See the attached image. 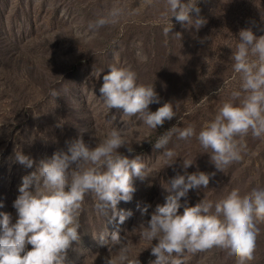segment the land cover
I'll list each match as a JSON object with an SVG mask.
<instances>
[{
	"label": "rangeland",
	"instance_id": "1",
	"mask_svg": "<svg viewBox=\"0 0 264 264\" xmlns=\"http://www.w3.org/2000/svg\"><path fill=\"white\" fill-rule=\"evenodd\" d=\"M196 3L205 21L198 29L162 16L164 0H0V212L15 221L12 205L21 178L35 172L41 160L66 151V142L76 138L94 147L113 126L121 129L134 150L129 153L121 146L117 151L129 158L139 155L153 172L144 180L132 177L131 200L116 205L118 211L131 213L123 222L112 217L111 209L100 214L94 196L85 195L79 239L66 250L65 264H104L118 252L110 243L114 231L129 245L131 259L150 264L154 256L150 245L139 239L137 228L164 202L163 184L176 173H213L207 188L188 191L189 205L201 198L215 201L233 191L243 196L252 187H264V140L245 138L240 163L222 171L214 168L195 136L179 140L173 134L167 147L179 156L171 165H164L160 150L152 148L157 136L173 125L192 124L199 131L231 99L230 92L239 84L231 59L238 31L251 28L255 35L264 34V0ZM112 7L122 10L118 20L90 32L88 23ZM170 22L166 34L163 28ZM138 51L146 59H140ZM111 65L128 66L137 73L138 82L153 83L159 103L149 104V110L171 102L176 116L149 129L116 108L106 113L99 88ZM98 69L102 70L98 73ZM17 150L33 160L31 167L15 160ZM185 158L193 159L187 169L182 168ZM145 206L142 214L140 208ZM258 227L253 258L246 264H264V223ZM100 234H105V242ZM31 247L25 245L26 250ZM183 264L236 261L207 250L185 252Z\"/></svg>",
	"mask_w": 264,
	"mask_h": 264
},
{
	"label": "clouds",
	"instance_id": "2",
	"mask_svg": "<svg viewBox=\"0 0 264 264\" xmlns=\"http://www.w3.org/2000/svg\"><path fill=\"white\" fill-rule=\"evenodd\" d=\"M121 11L119 7L110 8L90 21L88 30L94 32L105 24L115 23ZM198 13L196 0H164L161 15L169 21L174 17L184 27L198 29L205 22ZM171 27L170 22L163 31L167 34ZM237 35L231 59L238 87L199 131L192 124L173 125L157 136L152 148L160 150L164 165H171L179 156L167 147L173 134L179 140L195 136L217 171L240 163L246 149L241 141L245 138L264 140V34L255 35L251 28H242ZM137 54L146 59L141 52ZM108 67L110 70L103 75L99 88L106 113L116 108L126 117H137L149 129H156L176 116L171 102H164L155 111L149 110V104L159 103L153 83L138 82L137 73L128 66ZM51 95H57L54 89ZM130 142L119 127L113 126L94 147L81 138L67 141L66 151L53 152L50 158L39 162L35 172L23 176L19 195L12 205L15 221L8 213L0 212V264H65L66 250L79 239V216L86 194L94 196V207L100 214L107 215L111 209L112 217L118 223L123 222L131 213L118 211L116 205L131 200L135 191L132 177L144 180L153 173L139 155L129 158L117 151L125 146L129 153L133 152ZM15 160L25 167L33 164L19 150L15 152ZM192 164L193 159H182L183 169ZM211 175L184 171L163 184L167 193L164 202L157 204L150 218L137 228L139 239L150 245L154 256L150 264H183L185 252L207 250L222 252L234 258L236 264L252 260L258 225L264 223V187H252L243 196L233 191L215 201L201 198L189 205L188 191L207 188ZM146 207L140 208L142 214ZM98 236L105 242V234ZM110 243L118 252L104 264H139L137 258L129 257V245L117 232L111 233ZM26 244L32 247L26 250Z\"/></svg>",
	"mask_w": 264,
	"mask_h": 264
}]
</instances>
